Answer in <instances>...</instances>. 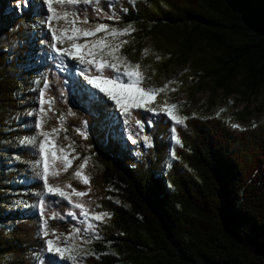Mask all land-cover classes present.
I'll list each match as a JSON object with an SVG mask.
<instances>
[{
    "label": "trees",
    "instance_id": "obj_1",
    "mask_svg": "<svg viewBox=\"0 0 264 264\" xmlns=\"http://www.w3.org/2000/svg\"><path fill=\"white\" fill-rule=\"evenodd\" d=\"M10 1L0 0V142L26 132L13 121L8 125L5 113L18 110L16 92L26 79L47 72L44 97L52 105L45 106L42 130L63 136L65 128L75 150L72 166L48 182L85 193L69 200L45 196L50 228L63 235L83 229L69 218L80 215L77 204L107 213L95 230L101 255L88 264H264V124L236 129L220 118L195 116L175 123L160 111L133 109V146L113 132V105L102 95L58 73L46 55L35 67L27 64L32 27L45 12L36 0H18L21 15L9 13ZM61 8L86 28H133L122 55L148 73L183 68L197 91L225 95L264 86V0H100ZM147 42L152 50L145 54ZM85 161L88 184L75 176ZM15 188L38 193L43 183L4 185L0 178V205ZM3 218L0 264H33L27 254L43 246L38 213L9 214L23 221L8 235ZM41 264L68 263L47 253Z\"/></svg>",
    "mask_w": 264,
    "mask_h": 264
},
{
    "label": "rangeland",
    "instance_id": "obj_2",
    "mask_svg": "<svg viewBox=\"0 0 264 264\" xmlns=\"http://www.w3.org/2000/svg\"><path fill=\"white\" fill-rule=\"evenodd\" d=\"M127 1L134 3L137 0ZM99 2L100 0H92L90 4L85 5L83 0H81L80 4L90 6L97 5ZM36 3L41 4L45 16L39 22H35L32 27L33 36L30 43L32 49L27 64L30 67H35L39 64L41 56L46 55V58H50L55 63V67L61 75H73L85 88L102 95L106 101L113 105V114H111L113 132L127 139L133 146L138 145L137 139L131 133L133 132V127L130 126V112L133 109L151 112L160 111L167 115L166 108L170 109V106L176 105L173 115L181 122L187 116H195L220 118L236 129H246L264 124V86L255 90L243 87L241 93L236 92L230 95H225L221 91L212 93L209 89L197 91V81L192 78L186 81L183 78L185 73L183 68H174L169 74L162 76L157 72L148 73L141 70L140 67L137 68V65H134L123 56L122 49L126 44L125 41L128 42L133 35V28L107 25L106 30L97 32L95 36L83 37V30L94 31L96 28L83 27L74 13L61 8L63 5H71L67 3V0L63 4L59 3L58 0H51L50 3L48 0H36ZM50 8L55 11H51ZM8 11L9 13L16 12L21 15L20 2L11 0L8 5ZM65 14L67 15L65 16ZM73 20L76 21L75 24L72 23ZM64 29L68 30L67 35L69 36L75 34L81 37L79 41H75L77 43L83 44L85 40L89 41L88 48L95 55L90 57L86 54V50H82L85 58V63L83 64L80 63L79 57L73 59L70 55H61L57 49L68 48L70 51L75 52V49L71 48V44L74 41L66 38L63 33ZM75 29H80L81 31L76 32ZM125 30H128L127 33H125ZM53 32L56 33L57 37H60V40L53 38ZM97 41H101V43H97ZM151 50L152 44L147 42L145 54L151 52ZM88 59H93L94 63L89 65L87 63ZM112 64L116 65V69L107 67ZM102 66L104 67L105 75L109 76L105 71L109 69L113 73L112 78L119 75L121 81H126L130 85L127 88L122 85H103L108 93L114 94L120 99L124 107L128 109L127 112L116 105L111 95H106L104 92H100L98 87H94L92 80L96 76L93 75V72H97V68ZM21 67L25 70L27 66L22 65ZM46 74L47 72H42L37 76L26 79L16 92L18 110L15 114L5 113L8 125L13 121L20 129L26 132L0 142V178L2 183L16 186L29 185L32 179H38L43 183V189L38 193L31 189H26L23 192L18 191L17 188L13 190L14 192L8 190V194L1 199L3 204L0 205V216L5 219L3 220L2 230L8 235L23 221L21 218L7 219L9 214L16 211L26 213L28 209L34 208L40 218L37 236L43 246L38 253L35 250L29 251L26 257L33 261V264H39L42 254L48 253L68 264H88L87 261L90 258H98L101 255L96 246L95 230L98 222L105 221L107 217L103 215L105 212L86 209L83 206L79 207L81 209L80 215L70 213L69 218L83 225L84 228L75 230L68 235H63L54 232L48 222L45 226L46 220L40 208L41 201L45 196L61 197L56 193L57 189L63 192L68 197V200L71 199V196H76V192L72 194L64 192L59 188L53 187L48 182L51 175H57L60 169L66 170L72 166L75 150L69 142L68 131L65 128L59 130L63 133V136L54 131L45 132L42 130L43 120L46 116L45 106L50 107L52 105V102L44 97L47 85ZM120 74H130L131 78L128 75ZM148 89H163V91H156L153 96L145 93L144 90ZM137 104L140 106L137 107ZM167 116L170 117L169 115ZM172 120L177 123L176 120ZM137 128L138 131H144L141 126ZM30 141H34V143H30ZM173 141H176V139L173 138ZM42 143L44 144L43 151L40 148ZM142 144H146V139L142 140ZM22 163L25 166L20 168L19 166L23 165ZM45 165L48 168L47 184L44 183L43 179ZM85 166L84 164L82 170L79 171L81 173L79 177L82 181L87 179L83 173ZM49 187L53 189L52 193L49 192ZM111 199L117 204L120 203L117 198L111 197ZM97 215L103 218L96 220L95 217ZM45 231H47V235H45ZM48 240L54 241V248L58 246L62 249H67L63 253V258L59 253L48 250ZM106 253H112V250L109 248ZM72 257H75V259H72ZM12 260V257H5L4 259L6 263ZM17 260L21 261L20 258H17Z\"/></svg>",
    "mask_w": 264,
    "mask_h": 264
},
{
    "label": "snow or ice",
    "instance_id": "obj_3",
    "mask_svg": "<svg viewBox=\"0 0 264 264\" xmlns=\"http://www.w3.org/2000/svg\"><path fill=\"white\" fill-rule=\"evenodd\" d=\"M48 2L50 3L51 0H48ZM59 3L63 4L65 2V0H58ZM92 2V0H83V3L85 5H88ZM67 3L68 4H71V5H79L81 3V0H67ZM51 11H55L54 9H51ZM67 14H65L66 16ZM73 24L76 23L75 20L72 21ZM84 23H87V21H84ZM107 25H99L94 31L93 30H83L82 31V36L83 37H90V36H95L97 32H101L103 30H106L107 29ZM76 32H80L81 30L80 29H75ZM128 30H125V33H127ZM67 32L68 30L67 29H64L63 30V33L64 35L66 36V38L70 41H74L72 44H71V48L72 49H75V52H72L70 51L68 48H64L63 50L61 49H57V51H60L61 55H70L72 56L73 59H76L77 57H79L80 59V63L83 64L85 63V58H84V54H82V50H86V54L90 57H93L95 54L91 51V49L88 48V44H89V41L85 40L83 44L81 43H77L75 41H79L81 39L80 36H76L75 34L69 36L67 35ZM113 34H118V33H113ZM53 38L56 39V40H60V37H57L56 36V33L53 32ZM97 43H101V41H97ZM125 43H127V41H125ZM87 63L89 65H92L94 63V60L93 59H88L87 60ZM107 67H110L112 69H116V65L115 64H112V65H108ZM137 68H139V65H137ZM97 72H98V75L96 77L93 78L92 80V83L94 85V87H98L99 88V91L100 92H104L106 95H111V98L116 102V105L119 106L123 111L127 112L128 109L124 107V105L121 103L120 99L114 95V94H110L106 91L105 87H103V85H106V84H114V85H122L123 87L127 88V87H130V85L127 84L126 81H121L120 78H119V75L115 78H112V77H109L107 75L104 74V67H98L97 68ZM120 75H128L129 78H131V75L130 74H120ZM139 82V81H137ZM146 94H151L154 96L155 92L156 91H160L162 92L163 89H159V90H152V89H148V90H144ZM140 105L137 104V107H139ZM176 105H172L170 106V109L169 108H166V113L167 115H169L172 119L176 120L177 123H181V121L175 117L173 115V110L176 109ZM234 127H236V125H234ZM30 143H34V141H30ZM177 143H179V140L177 139ZM40 148H41V151L44 150V144L42 143L40 145ZM86 161L84 162V164L86 165ZM44 172H45V175H44V183L47 184V181H48V168H47V165H45V169H44ZM81 175L80 172H76L75 173V176L79 177ZM85 183H89V181L87 179H85L84 181ZM69 187H71V185H69ZM75 191V190H74ZM49 192L52 193L53 192V189L49 187ZM56 193H58L61 197L65 198V199H68L67 196H65V194L63 192H60L58 189L56 190ZM76 195L77 196H83L85 195L84 192H76ZM76 207H81V205L77 204ZM40 208H41V212L43 214V208H44V203L43 201H41V204H40ZM104 216H107L108 214L107 213H104L103 214ZM103 217L102 216H99L97 215L95 217L96 220H101ZM47 225V221H45V226ZM47 231H45V235H47ZM47 244H48V250L49 251H54L56 253H59L61 255V257L63 258V253L65 251H67V249H62L60 247H53L54 245V241L52 240H48L47 241ZM72 259H75V257H72Z\"/></svg>",
    "mask_w": 264,
    "mask_h": 264
}]
</instances>
